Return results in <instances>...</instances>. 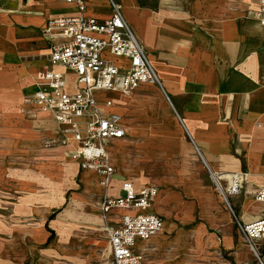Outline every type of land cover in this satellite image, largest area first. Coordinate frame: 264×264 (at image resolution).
I'll return each mask as SVG.
<instances>
[{"label":"crops","instance_id":"1","mask_svg":"<svg viewBox=\"0 0 264 264\" xmlns=\"http://www.w3.org/2000/svg\"><path fill=\"white\" fill-rule=\"evenodd\" d=\"M115 1L146 48L162 88L147 83L131 94L98 93L99 98L105 94L101 101L113 102L106 111L121 115L126 128L123 139L108 145L116 168L108 189L96 171L73 158L77 142L71 134L64 135L72 152L65 164L73 160L76 170L68 173L64 165V172L69 178L79 174L84 194L99 196L100 215L94 214L100 221L95 222L107 238L101 210L106 192L122 195L127 181L137 190L158 189L149 210L164 226L149 241H138L137 248L145 250L143 264L147 254L151 264L210 262L235 246L237 220L248 224L264 216V203L256 199L264 188V23L255 16L261 0ZM86 4L88 16L112 15L110 0ZM79 14L66 0H0V116L6 118V109L20 101L26 86L33 88L31 94L36 91L37 75L51 52L48 21ZM41 114L57 122L51 112ZM244 171L245 197L228 193L227 201L216 178L228 192ZM85 174L98 186L86 190ZM50 191L53 203L62 201L53 198L55 188ZM238 203L235 213L232 206ZM119 219L116 214L112 222ZM39 236L47 237L43 228ZM17 239H8L1 254L11 264L31 254L15 251ZM110 251L113 264L111 246Z\"/></svg>","mask_w":264,"mask_h":264},{"label":"built area","instance_id":"2","mask_svg":"<svg viewBox=\"0 0 264 264\" xmlns=\"http://www.w3.org/2000/svg\"><path fill=\"white\" fill-rule=\"evenodd\" d=\"M66 1L75 4L80 14L48 21L45 33L52 40L48 64L38 73L36 91L27 101L33 100L54 115L64 135L71 134L77 142L73 158L83 169L96 171L100 183L108 189L116 172L108 145L123 139L126 128L121 115L106 111L113 102L101 101L98 93L131 94L143 84L162 87V82L118 2L110 0L112 15L99 19L86 14V0ZM255 16L264 23V0ZM235 180V186L226 192L216 178L224 196L241 192V178ZM122 190L123 194L116 197L106 192L102 199L103 229L109 238L113 264H143L145 250L137 248L138 241H149L164 225L163 218L149 210L158 189L137 190L127 181ZM256 199L264 203V188L257 192ZM120 210L127 212L118 213ZM116 214L120 219L113 223ZM237 223L258 254V243L264 240V216L248 224Z\"/></svg>","mask_w":264,"mask_h":264},{"label":"rangeland","instance_id":"3","mask_svg":"<svg viewBox=\"0 0 264 264\" xmlns=\"http://www.w3.org/2000/svg\"><path fill=\"white\" fill-rule=\"evenodd\" d=\"M32 89L26 86L20 101L6 109V118L0 116V264H11L1 254L11 242L8 239L14 238H18L13 240L16 252L31 253L19 256L18 264H110L108 238L95 222L100 221V198L84 194L79 174L70 178L65 174L64 169L75 174L73 160L65 164L72 152L53 116H42L46 110L33 100L27 101ZM99 95L105 98L104 93ZM85 176L86 190L98 186L92 176ZM240 178L243 186L239 196L244 198L248 183L245 171ZM51 188L65 193L66 198L54 193L55 201L59 197L62 201L53 203ZM240 204L232 206L235 213ZM40 228L46 233L45 239L39 236ZM235 239L232 250L197 264H264V245L258 247V254L254 252L238 224ZM150 259L151 254H147L145 264H151Z\"/></svg>","mask_w":264,"mask_h":264},{"label":"bare ground","instance_id":"4","mask_svg":"<svg viewBox=\"0 0 264 264\" xmlns=\"http://www.w3.org/2000/svg\"><path fill=\"white\" fill-rule=\"evenodd\" d=\"M236 178H240V177H234L233 179H232V182H231V188L230 189H232L233 188V186H235V182H236ZM164 226V225H163ZM163 228V227H162ZM161 231V230H160Z\"/></svg>","mask_w":264,"mask_h":264},{"label":"water","instance_id":"5","mask_svg":"<svg viewBox=\"0 0 264 264\" xmlns=\"http://www.w3.org/2000/svg\"><path fill=\"white\" fill-rule=\"evenodd\" d=\"M225 198L227 199V201H228V197L227 196H225Z\"/></svg>","mask_w":264,"mask_h":264}]
</instances>
